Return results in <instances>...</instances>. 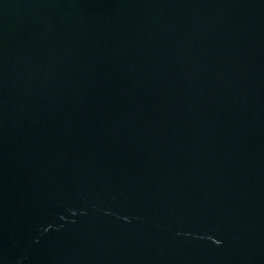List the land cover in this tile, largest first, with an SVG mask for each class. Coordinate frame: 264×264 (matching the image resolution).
Masks as SVG:
<instances>
[{
	"label": "water",
	"instance_id": "water-1",
	"mask_svg": "<svg viewBox=\"0 0 264 264\" xmlns=\"http://www.w3.org/2000/svg\"><path fill=\"white\" fill-rule=\"evenodd\" d=\"M0 264H264V0H0Z\"/></svg>",
	"mask_w": 264,
	"mask_h": 264
}]
</instances>
